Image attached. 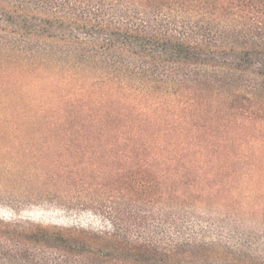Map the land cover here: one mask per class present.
Wrapping results in <instances>:
<instances>
[{"label":"trees","instance_id":"obj_1","mask_svg":"<svg viewBox=\"0 0 264 264\" xmlns=\"http://www.w3.org/2000/svg\"><path fill=\"white\" fill-rule=\"evenodd\" d=\"M0 76L1 91L55 88L34 118L98 129L26 156L95 186L111 225L0 219V264L202 263L195 194L229 128L264 116V0H0Z\"/></svg>","mask_w":264,"mask_h":264},{"label":"rangeland","instance_id":"obj_2","mask_svg":"<svg viewBox=\"0 0 264 264\" xmlns=\"http://www.w3.org/2000/svg\"><path fill=\"white\" fill-rule=\"evenodd\" d=\"M32 82L22 78L27 92H20V84L0 90V219L51 229L110 230V222L91 203L97 194L88 189L95 186L75 178H51V173L40 176L26 156L30 149L49 145L52 160L63 142L86 146L99 135L87 125L34 118L33 106L55 88H32ZM239 132L234 124L229 128L231 150H218L221 155L206 169L205 184L203 176H192L207 188L203 195L195 194L201 204L194 209V230L199 244H205L198 253L201 264H264V116L247 126L246 137ZM51 166L44 163L40 170L51 172ZM65 186L70 193L57 191Z\"/></svg>","mask_w":264,"mask_h":264}]
</instances>
